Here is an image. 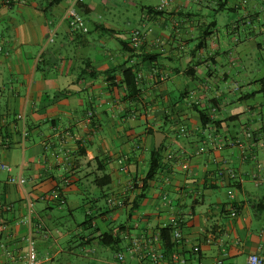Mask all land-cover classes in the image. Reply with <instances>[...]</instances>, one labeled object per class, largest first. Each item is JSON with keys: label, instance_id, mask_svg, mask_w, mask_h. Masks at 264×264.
Instances as JSON below:
<instances>
[{"label": "crops", "instance_id": "0c3cea01", "mask_svg": "<svg viewBox=\"0 0 264 264\" xmlns=\"http://www.w3.org/2000/svg\"><path fill=\"white\" fill-rule=\"evenodd\" d=\"M161 1L82 0L83 34L65 0H0V264L30 243L38 264H155L166 227L161 264L264 260V0Z\"/></svg>", "mask_w": 264, "mask_h": 264}, {"label": "built area", "instance_id": "2783aa9c", "mask_svg": "<svg viewBox=\"0 0 264 264\" xmlns=\"http://www.w3.org/2000/svg\"><path fill=\"white\" fill-rule=\"evenodd\" d=\"M66 6L62 15V20L65 22V24L68 27V30L70 32H79V33H87L88 28L86 27L83 18L79 11V4L82 2V0H65ZM167 5V0H162L160 4L155 8V11H161L163 10ZM144 37V33L140 30L134 29L131 34V39L133 42L137 43L139 40ZM53 35L50 36L49 40L52 41ZM248 137L249 134H246ZM230 146H241V143L239 140L230 141ZM0 170L10 171V167L4 163L0 162ZM9 183H17L22 184L23 180L20 177H11L8 179ZM110 203V202H109ZM232 215H235L233 212ZM172 239L174 241H179L181 239L180 232L178 230L172 231ZM139 249V244L137 240H132L127 247V250L130 252H137ZM194 251L197 250L196 247L193 248ZM176 255L174 254L171 256V259H174ZM116 260L118 262L123 260L122 254H116L115 256ZM165 258L161 255L159 256H153L152 260L155 264H161L162 260ZM20 261L22 264H38V259L35 255V250L33 245L30 243L28 249L26 252L20 257ZM196 264H224V262L221 259L213 260L209 263H202L197 262ZM247 264H264V260L261 256L257 254H251L248 256Z\"/></svg>", "mask_w": 264, "mask_h": 264}, {"label": "trees", "instance_id": "16d2710c", "mask_svg": "<svg viewBox=\"0 0 264 264\" xmlns=\"http://www.w3.org/2000/svg\"><path fill=\"white\" fill-rule=\"evenodd\" d=\"M61 0H51L52 4L58 3ZM81 5V3L79 4V6ZM222 8H224V5H222ZM146 12L147 13H153L154 10L151 7H146ZM158 12V11H157ZM221 36H223L222 38H224V41L226 40V38L228 37V33H227V29L225 27H221L217 29V33H216V37L218 39V41L221 39ZM123 76H124V83L125 86L128 88H132V83L131 81H128L129 76H131V78H133V74L131 72L130 69H126L123 72ZM128 76V78H127ZM130 78V79H131ZM199 115H200V120L202 122V124H206L207 123V116L205 115L204 111H199ZM158 156H157V152L154 151L152 156L150 157V162H149V168L147 173L145 174V176L137 181L134 182L133 186L136 189H143L146 187V185L148 184V182L156 175V173L159 170V162H158ZM264 207V204L263 206ZM101 239V241L104 243L105 242V238H109L110 242H108L107 245H111V247H114V251H116V249L118 248V243H119V239L114 237L112 238L111 235L109 234H105L103 236L99 237ZM158 240H159V246L160 249L162 250V256L166 259V261H170L171 260V256L174 254V250L176 248V241H174L172 239V229L171 228H161L158 232Z\"/></svg>", "mask_w": 264, "mask_h": 264}, {"label": "rangeland", "instance_id": "374dc122", "mask_svg": "<svg viewBox=\"0 0 264 264\" xmlns=\"http://www.w3.org/2000/svg\"><path fill=\"white\" fill-rule=\"evenodd\" d=\"M138 1L139 0H132V3L134 2V3H138ZM141 1H146L144 4H146V5H153V3H155L157 0H141ZM114 3V2H113ZM128 9H130V8H128ZM137 9V8H136ZM131 10H133V9H130V12H131ZM136 12V11H135ZM113 13H114V11H113ZM223 14V16H226V15H228L229 13L228 12H223L222 13ZM105 17H107V15L105 16Z\"/></svg>", "mask_w": 264, "mask_h": 264}]
</instances>
